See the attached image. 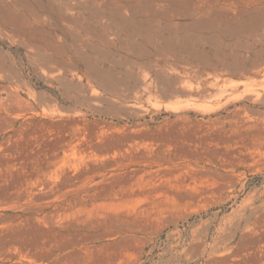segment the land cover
Instances as JSON below:
<instances>
[{"label":"rangeland","instance_id":"obj_1","mask_svg":"<svg viewBox=\"0 0 264 264\" xmlns=\"http://www.w3.org/2000/svg\"><path fill=\"white\" fill-rule=\"evenodd\" d=\"M263 65L264 0H0V264H206L252 206L264 264Z\"/></svg>","mask_w":264,"mask_h":264},{"label":"bare ground","instance_id":"obj_2","mask_svg":"<svg viewBox=\"0 0 264 264\" xmlns=\"http://www.w3.org/2000/svg\"><path fill=\"white\" fill-rule=\"evenodd\" d=\"M250 74L255 76V78L261 79V82L259 83L263 92L257 91L255 95L257 97L264 96V65L258 70H253ZM144 84L149 89L152 87V84L148 83L145 79ZM142 156H145V154ZM169 160V157L165 156L160 150H158L153 155V158H148L147 164L156 163L162 165L164 162ZM141 171L145 173L149 172V170L145 167L142 168ZM109 205H111L110 202L98 203V206L103 208ZM256 207L258 206H252L251 208L245 210L239 215V217L235 219L233 218L225 227H223L222 231L218 234L215 243L209 249L205 248L203 257L207 259L206 264H230L229 256L243 255L246 252H249V250L254 249L257 244L261 242L262 237L260 230L262 223L260 215H257V212L255 213ZM262 213L264 214V212ZM186 259H190V257L187 256Z\"/></svg>","mask_w":264,"mask_h":264}]
</instances>
